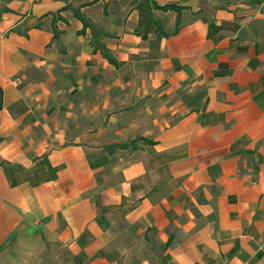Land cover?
<instances>
[{
  "label": "crops",
  "instance_id": "obj_1",
  "mask_svg": "<svg viewBox=\"0 0 264 264\" xmlns=\"http://www.w3.org/2000/svg\"><path fill=\"white\" fill-rule=\"evenodd\" d=\"M135 1L0 0V264H109L126 228L143 264H264V0H153L181 11L153 10L146 39ZM78 46L142 69L158 117L26 135L20 74Z\"/></svg>",
  "mask_w": 264,
  "mask_h": 264
},
{
  "label": "rangeland",
  "instance_id": "obj_2",
  "mask_svg": "<svg viewBox=\"0 0 264 264\" xmlns=\"http://www.w3.org/2000/svg\"><path fill=\"white\" fill-rule=\"evenodd\" d=\"M77 49L52 66L32 67L20 74L23 97L16 111L26 135L51 144L72 143L83 138L87 128H111L113 120L124 128L158 117L163 103L158 89L142 80V69L114 68L86 59L82 47ZM138 234L136 228H126L111 240L109 264H143L147 247Z\"/></svg>",
  "mask_w": 264,
  "mask_h": 264
},
{
  "label": "trees",
  "instance_id": "obj_3",
  "mask_svg": "<svg viewBox=\"0 0 264 264\" xmlns=\"http://www.w3.org/2000/svg\"><path fill=\"white\" fill-rule=\"evenodd\" d=\"M135 8H137L140 13V19H139L138 26L136 27V31L143 39L147 38L148 33L153 29L152 25L155 24V21L153 20V15H152L153 10L161 9V10L167 11L170 9H174L178 13L181 11V7L175 4L160 5V4H157L153 0H136ZM75 14L83 22V28L82 30L79 31V34H84L85 30L88 27L91 28V32H92L91 45L93 47V52L100 50L103 56L107 58L111 63H116V60L108 52L105 45L101 43L102 37L109 36L110 34L97 28L93 23H91L90 20H88L79 11H75ZM155 30L160 33L161 32L163 33L161 26H159L158 24H156ZM55 37H56V34H55Z\"/></svg>",
  "mask_w": 264,
  "mask_h": 264
}]
</instances>
